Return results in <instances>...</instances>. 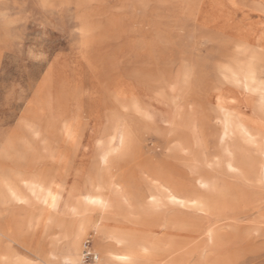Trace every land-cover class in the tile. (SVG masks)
Instances as JSON below:
<instances>
[{
  "label": "rangeland",
  "instance_id": "rangeland-1",
  "mask_svg": "<svg viewBox=\"0 0 264 264\" xmlns=\"http://www.w3.org/2000/svg\"><path fill=\"white\" fill-rule=\"evenodd\" d=\"M86 222V264H264V0H0V264Z\"/></svg>",
  "mask_w": 264,
  "mask_h": 264
},
{
  "label": "bare ground",
  "instance_id": "bare-ground-1",
  "mask_svg": "<svg viewBox=\"0 0 264 264\" xmlns=\"http://www.w3.org/2000/svg\"><path fill=\"white\" fill-rule=\"evenodd\" d=\"M88 228L95 229L96 233H100L102 230L100 225L89 224L87 222L79 226L77 230H75V232L70 233V235L68 236L67 243L64 245L63 249L59 253V256H58L59 259L69 261L71 264H86L82 261V258H81V244H82V240L85 238ZM100 239H103V238L100 237ZM115 257L120 261H125L127 258V255L124 253H117ZM98 259H99V256H97L96 261H98ZM97 263L98 262L94 264H97ZM102 264H114V263L106 262Z\"/></svg>",
  "mask_w": 264,
  "mask_h": 264
},
{
  "label": "built area",
  "instance_id": "built-area-1",
  "mask_svg": "<svg viewBox=\"0 0 264 264\" xmlns=\"http://www.w3.org/2000/svg\"><path fill=\"white\" fill-rule=\"evenodd\" d=\"M81 254H82V258L84 261H96L97 260V254L90 247L89 238H87L84 241Z\"/></svg>",
  "mask_w": 264,
  "mask_h": 264
}]
</instances>
